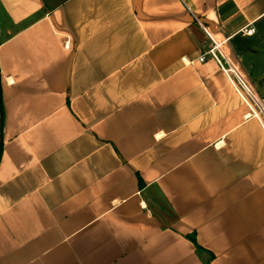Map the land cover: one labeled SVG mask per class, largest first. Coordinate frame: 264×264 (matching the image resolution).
I'll use <instances>...</instances> for the list:
<instances>
[{
  "label": "crops",
  "instance_id": "crops-1",
  "mask_svg": "<svg viewBox=\"0 0 264 264\" xmlns=\"http://www.w3.org/2000/svg\"><path fill=\"white\" fill-rule=\"evenodd\" d=\"M209 36L264 99V0H0V264H264V120Z\"/></svg>",
  "mask_w": 264,
  "mask_h": 264
},
{
  "label": "built area",
  "instance_id": "built-area-1",
  "mask_svg": "<svg viewBox=\"0 0 264 264\" xmlns=\"http://www.w3.org/2000/svg\"><path fill=\"white\" fill-rule=\"evenodd\" d=\"M255 33V28L251 27L244 28L241 31V34L244 36H254ZM209 40L211 47L207 55L221 64L222 71L230 78L233 86L250 108L251 116L259 120H264V99L258 95L253 84L234 58L222 48V45L229 43L230 38L224 39L222 45L218 44L211 36H209ZM205 60L206 58L204 57L200 59L201 62Z\"/></svg>",
  "mask_w": 264,
  "mask_h": 264
},
{
  "label": "water",
  "instance_id": "water-1",
  "mask_svg": "<svg viewBox=\"0 0 264 264\" xmlns=\"http://www.w3.org/2000/svg\"><path fill=\"white\" fill-rule=\"evenodd\" d=\"M1 129H2V111H1V102H0V154H1Z\"/></svg>",
  "mask_w": 264,
  "mask_h": 264
}]
</instances>
